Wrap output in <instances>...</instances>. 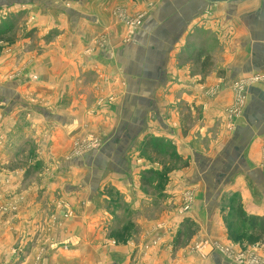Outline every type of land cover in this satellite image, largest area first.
I'll list each match as a JSON object with an SVG mask.
<instances>
[{
  "label": "crops",
  "instance_id": "obj_1",
  "mask_svg": "<svg viewBox=\"0 0 264 264\" xmlns=\"http://www.w3.org/2000/svg\"><path fill=\"white\" fill-rule=\"evenodd\" d=\"M136 1L139 10L144 3L153 5L149 4L151 10L132 40L119 48L105 50L101 56H87L82 60L78 53L87 48L93 34L102 25L107 27L113 23L114 0H45L47 8L53 6L44 17L43 33L58 29L62 34L48 47H40L45 52L37 58L38 72L44 77L43 84L40 78L39 90L46 93L42 95H51L55 103L53 107L42 106L35 111L42 114L45 126L61 129L58 130L62 134L53 137L55 158L65 151V148H56L59 139L64 140L63 132H81L86 122L102 133L104 144L100 154L88 158L85 171L68 166L71 162L66 163L65 171L69 172L64 179L70 173L87 175L90 202L86 203L85 221L96 230L112 227L124 217H136L138 233L135 232L132 241L140 243V249L113 250V258L117 259L113 264H233L231 259L210 249L207 253L189 248L172 252V247L167 246L178 236L196 244H228L238 236L234 228L241 221L245 229L261 231L260 225L253 229L251 222L261 219L264 223V0ZM99 74L108 78V85L101 87L103 92L96 91L99 82L95 77ZM241 76L258 79V83L247 88L243 116L236 120L230 118L227 110L235 99L232 85ZM16 83L10 85L8 93L18 98V93L13 91L20 86ZM206 86L215 87L217 94L211 98L204 94ZM108 93L115 95V103L106 101L105 106L95 109L97 99H106ZM7 103L0 98V104ZM84 109L89 110L85 119ZM19 130L16 122L6 128V135L16 139L9 147L24 143ZM27 131L22 133L25 138L31 136ZM3 149L0 163L11 160L17 152L6 146ZM150 155L155 158L166 155L167 161L168 158L181 161V168L170 171L158 161L150 163L153 159L147 160ZM61 171L49 181L55 188L48 191L55 189V193L61 189L62 192L60 179L64 170ZM163 174L169 181L161 194L156 190V198L147 197L145 189L156 188L153 178ZM114 179L119 184H112V188L129 206L116 205L115 211L112 208L108 213L105 206L95 205L104 194L97 183L100 180L114 183ZM144 179L151 182L143 183ZM122 180L126 182L122 184ZM132 180L135 187L130 186ZM78 189V186L65 188L69 197L80 198ZM188 190L193 191L196 202L189 216H179L181 193ZM161 199L172 206L171 210L160 218L148 220L145 215L157 210ZM41 217L42 213L34 219L39 221L29 223L26 239V244L49 243L45 247L46 259L41 264H88L95 258H103L105 251L101 253L98 248L93 251L87 245L103 242L104 235L95 238L93 229L92 234L82 235L74 229L79 222L73 221L68 232L54 228L44 240L43 227L47 223ZM164 224L171 233L160 237L162 247L152 248L142 257V245L149 243L154 235L159 237ZM189 225L196 226V233L190 236L189 230L186 237ZM253 231L250 233H256ZM12 244L8 234L0 236V264H16L13 255V260L3 258ZM35 249H26V264H33L38 257L39 251Z\"/></svg>",
  "mask_w": 264,
  "mask_h": 264
},
{
  "label": "rangeland",
  "instance_id": "obj_2",
  "mask_svg": "<svg viewBox=\"0 0 264 264\" xmlns=\"http://www.w3.org/2000/svg\"><path fill=\"white\" fill-rule=\"evenodd\" d=\"M114 2V6H112L113 23L107 27L101 24L106 30L102 28L93 34L92 38L88 41L87 48L78 53L80 59L84 60L87 56L96 58L105 50L119 48L129 43L143 26L148 11L151 10L149 4L153 5L150 2L144 3L142 9L139 10L140 7H138L136 0H114ZM152 2L154 1L152 0ZM46 5L45 0H0V98L8 102L7 104H0V148H2L0 150L5 151L3 148L6 146L9 150L17 151L11 160L0 163V236L3 237L8 234L11 240L13 239L12 246L7 248L5 257L3 258L9 260L12 259L11 255H13L16 258V264H26V249L31 250L32 247L35 249V246V250L39 251V253L38 257L33 260V264L44 262L46 259L44 257L46 253L45 247L49 243L38 244V242H33L30 244V242L26 244V239L29 237L27 234L30 231L29 223L39 221L34 219L42 213L43 218L41 217L40 220L46 219L47 223L43 227L45 231L44 240L48 239L49 232L54 228L60 229L62 233L68 232V226L73 221H77L81 226L78 225L74 229L80 231L82 235L85 234L86 236V233L89 232L92 234V229L94 230L95 238L104 235L103 242L99 240L87 245L93 251L97 248L101 253L105 251L103 258H95L94 262L90 261L88 264H113L117 262V259L113 258L115 257L113 250H117L120 247L140 249V243L132 241V236L136 232V222L134 221L136 217L134 215L127 219L124 217L125 220L120 219L119 223L112 227L96 230L93 225L90 226L88 221H85L88 216V206L86 203L90 202L88 198L90 182L87 179V175L84 173L72 175L70 173L64 179L65 174L69 172L65 171L66 163L71 162L68 166L78 167L85 171L88 168L89 156L95 158L98 153L100 154L104 144L102 133L96 131L91 123H88V126L86 122H84L81 132H63L64 140L59 139L60 144L56 148L59 150L65 148V151L59 153V156L55 158L54 156L57 153L55 152L53 137L62 134L59 131L61 129L57 126L55 127V125L48 124V126H45L43 124L44 120H41L42 114L35 111L42 106L52 105L53 107L55 103V99L51 95H42L46 93L44 91L40 93L39 90L41 79L42 84L44 83V77H40V73L38 72L37 58L45 52L40 47H48L53 41L60 38L62 34L58 29H51L47 33H43V30L46 29L44 17L50 13L53 4L50 8H47ZM74 7L77 8V6ZM42 33L45 34L44 37ZM84 44L86 46L85 40ZM208 56L212 57L213 53H208ZM32 63L34 64L32 65ZM29 65H32V69H30ZM95 78L97 79V83L99 82L96 91L103 92L101 91V87L108 85V83L106 84L108 78H103V74H99ZM257 80L241 76L233 83L232 90L235 99L233 105L227 110L230 118L236 120L242 118L243 110L247 104L246 90L250 85L258 83L256 82ZM15 82L20 85L13 90L18 93V98L14 96L15 94L8 93L11 90L10 85ZM203 93L211 98L217 94V91L215 87L206 86L203 88ZM115 100L116 97L112 93L106 99H97L95 109L105 106L106 101L109 104H113ZM88 112L84 109L83 119L86 118ZM79 114L82 115V113ZM14 122H16V125L20 129V139H25V141L24 143L18 142L13 148L9 147L8 144H14L16 139H12L13 137L8 134L6 135V132H8L6 128L14 124ZM26 129L28 130L26 133L31 135L27 137L28 141H26L27 138L22 134L23 130L26 131ZM165 156L155 158L150 155L146 158L148 161L153 158L150 160V163L151 161H158L161 166L167 167L170 171L181 168V161H171L172 158H168L167 161ZM150 163L148 162V164ZM61 170H64L63 176L60 179L62 192L61 189H58L55 193H53L55 189L48 191L50 188H55V184L52 186V184H49V181H52L60 172H63ZM82 180H84L85 184H82ZM153 180L157 183L156 188L151 187L145 189V191L148 193L147 197L154 195L153 197L156 198V190H158V194L160 195L161 190L169 179L167 180L166 175L163 174L158 175ZM122 181V184L126 182V180ZM118 182L114 179V183H102L101 180L97 183L98 185L100 184L99 188L100 190L103 189L104 193L100 197V200L96 202L97 204H95L99 205L97 206L98 208L105 206L109 213L112 208L115 211L116 205L129 206L128 203L124 202V198L112 188V184H119ZM150 182V179H144L143 183ZM45 183L48 186H43ZM71 186H78V191L82 194L80 198L69 197L70 195L66 192L65 188L69 189ZM130 186L135 187L134 180L131 181ZM180 197L182 205L178 210V215L189 216L192 213L196 197L193 191L191 192L190 190L182 192ZM27 203H30L29 207H26ZM171 208L172 206L166 204L164 199H161L157 210H150L145 216L148 220L155 217L160 218L162 214L170 211ZM26 209L28 210L27 212ZM26 220L28 221L26 222ZM188 228L186 230V237L189 236V230H191L190 236H193L192 233H196V226L189 225ZM245 228L243 221L240 222V226L234 228L238 230V236L235 239L232 237V243L200 242V244H196V242L190 243L188 238L183 239V236H178L174 243L168 244L167 248L172 247V252L182 248H189L190 251L191 249L193 252L201 250L203 253H207L208 249H210L213 253L230 258V262L233 264H264V254L260 253V250L264 251V239L260 238L261 231L257 232L251 229V232L256 233H250ZM38 229H42V226H38ZM160 231L159 237L154 235L149 243L142 245V257L152 248H161L162 242L160 237L171 233L166 224L160 227ZM226 251L231 254H226ZM64 261L67 262L68 260L65 259Z\"/></svg>",
  "mask_w": 264,
  "mask_h": 264
},
{
  "label": "trees",
  "instance_id": "obj_3",
  "mask_svg": "<svg viewBox=\"0 0 264 264\" xmlns=\"http://www.w3.org/2000/svg\"><path fill=\"white\" fill-rule=\"evenodd\" d=\"M91 157L89 156V159H90ZM252 224V226H253V229L254 228H258V225H260V229H261V235H260V238H262V239H264V223H262V221H261V219H255V220H253V222H251ZM189 224V222H187L186 223V225H188Z\"/></svg>",
  "mask_w": 264,
  "mask_h": 264
},
{
  "label": "water",
  "instance_id": "obj_4",
  "mask_svg": "<svg viewBox=\"0 0 264 264\" xmlns=\"http://www.w3.org/2000/svg\"><path fill=\"white\" fill-rule=\"evenodd\" d=\"M209 3H232L240 0H206Z\"/></svg>",
  "mask_w": 264,
  "mask_h": 264
},
{
  "label": "built area",
  "instance_id": "obj_5",
  "mask_svg": "<svg viewBox=\"0 0 264 264\" xmlns=\"http://www.w3.org/2000/svg\"><path fill=\"white\" fill-rule=\"evenodd\" d=\"M227 250H228V249H227ZM226 254L230 255L231 253H229V252L226 251ZM229 259H230V258H229Z\"/></svg>",
  "mask_w": 264,
  "mask_h": 264
}]
</instances>
